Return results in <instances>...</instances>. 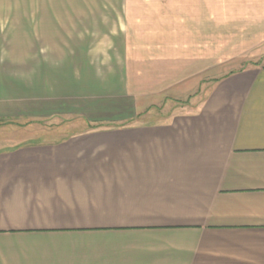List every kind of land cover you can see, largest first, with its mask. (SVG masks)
<instances>
[{"label": "crops", "instance_id": "1", "mask_svg": "<svg viewBox=\"0 0 264 264\" xmlns=\"http://www.w3.org/2000/svg\"><path fill=\"white\" fill-rule=\"evenodd\" d=\"M227 1L0 0V264H264V65L164 119L131 92L141 27L198 59Z\"/></svg>", "mask_w": 264, "mask_h": 264}, {"label": "rangeland", "instance_id": "2", "mask_svg": "<svg viewBox=\"0 0 264 264\" xmlns=\"http://www.w3.org/2000/svg\"><path fill=\"white\" fill-rule=\"evenodd\" d=\"M241 1L228 0L222 2L220 6L215 3L213 12L215 29L212 39L214 44L211 46L212 49L208 46V53H199L196 56L198 59H193L195 56L192 53L180 56L175 51L170 52L160 43L162 39L148 36L151 33L149 29L151 24L145 29L138 28L140 43L134 42L130 45L129 57L133 69L131 92L137 100L141 115L164 119L173 113L191 110L205 98L210 87L224 75L240 69L264 65V15L254 17L257 14L253 16L250 12L253 7L247 3L244 5ZM135 6L136 17L150 16L145 9L147 5ZM151 29L155 31L153 35L158 31ZM153 35L151 36L154 37ZM169 40L173 41V39ZM154 41H159V52L154 51L151 46L158 45L157 43L149 44ZM18 47H21L20 57L25 64L23 67L28 69L26 63L30 46ZM193 65H196V69L191 71ZM22 126L15 125L12 131L15 134L40 131L35 130L34 126ZM53 127H44L43 131H55ZM71 128L67 130L75 131Z\"/></svg>", "mask_w": 264, "mask_h": 264}, {"label": "trees", "instance_id": "3", "mask_svg": "<svg viewBox=\"0 0 264 264\" xmlns=\"http://www.w3.org/2000/svg\"><path fill=\"white\" fill-rule=\"evenodd\" d=\"M17 120V119H16ZM16 120H10L8 121L9 123L13 122L14 125H18V126H21L22 124H19L18 121Z\"/></svg>", "mask_w": 264, "mask_h": 264}]
</instances>
